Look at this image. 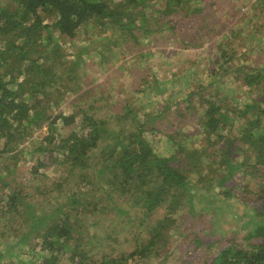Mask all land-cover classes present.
Masks as SVG:
<instances>
[{"label":"trees","instance_id":"obj_1","mask_svg":"<svg viewBox=\"0 0 264 264\" xmlns=\"http://www.w3.org/2000/svg\"><path fill=\"white\" fill-rule=\"evenodd\" d=\"M149 3L150 0L0 1V225L9 228L18 246L33 255L26 260L16 254L12 262L5 263L0 254V264H145L164 250L165 239L170 238L167 232L172 227V215L185 206L194 211L196 201H206L207 207L218 208L224 215L233 214L230 221L242 220L246 232L245 244L233 241L205 264H264V70L247 61L234 64V48H218L221 56L211 61L208 70L210 85L201 90L198 87L187 96L186 101L193 106L187 111L198 112L194 137L202 132L204 147L185 145L194 138L188 135L178 142L175 136L183 129H172L174 123H164L166 109L156 115L145 114L142 120L136 108L126 104L124 114L112 119L127 122L128 113L130 121L115 130L108 126L110 121L90 115L93 106L71 114L52 111L82 88V75L78 73L84 66L81 57L86 49L75 46L80 54L74 60L65 50L68 45L74 46L83 27L90 25L111 33L102 42L104 46L130 48H143L145 40L165 30L166 41L178 37L180 47L188 49L196 44L186 42V33H191L190 40L200 43L215 31L208 18L200 26L199 16L205 10L201 0H163L153 11ZM258 3L252 9L264 10V0ZM256 17L257 14L250 17L249 22ZM260 17L264 22V16ZM199 27L205 29L203 34ZM256 28L264 30V24ZM101 57V63L109 59L104 53ZM228 76L239 87L231 93L234 96L222 90L223 79ZM211 87L215 89L207 94ZM238 92L245 95L244 102ZM59 123L63 128L76 126V130L59 134ZM235 123L240 128L237 136L230 138ZM45 124L48 136L31 153L39 154L32 172L40 174L41 169L54 167L66 176H61L54 192L47 187L39 190L48 203L40 213L33 203L37 195L30 198L21 185L13 187L11 183L19 179L17 168L23 157L20 145ZM147 132L153 138L163 135L175 152L167 157L157 154ZM44 142H48L47 146ZM55 194L65 201L52 202ZM253 198L259 200L258 206L248 209ZM161 208L165 210L164 217L154 220ZM133 210L136 211L132 213ZM114 213L124 220L112 232L111 242H119L124 230L132 231L134 226L141 233L136 235L130 253L113 250L95 259L89 246L104 249L105 253L108 249L104 241L96 243L93 236L84 235L86 222L95 219L92 225L97 227L101 221L96 219ZM17 214L25 218H16ZM18 219L24 221L16 224ZM13 224L19 227L11 228ZM22 227L25 232L19 234ZM146 230L148 239L143 235ZM116 254L121 255L117 258Z\"/></svg>","mask_w":264,"mask_h":264},{"label":"rangeland","instance_id":"obj_2","mask_svg":"<svg viewBox=\"0 0 264 264\" xmlns=\"http://www.w3.org/2000/svg\"><path fill=\"white\" fill-rule=\"evenodd\" d=\"M0 1L6 2L8 0ZM162 1L150 0L151 3L149 4L153 6L150 10L157 9ZM220 1L201 0L200 6L202 5L205 10L199 16L202 17L200 26L202 27L205 18H208L207 22L212 24L215 31L212 35L200 39V43H197L194 39L190 40L191 33H186L184 35L187 39L186 42L190 41L191 44H196L195 47L188 49L180 47L181 39L178 37L175 40L166 41L164 38L165 30L152 35L149 40H145L143 48L139 45L130 48L128 45L123 47L104 46L102 42H105L107 37L110 38L111 33L101 32L94 26L88 25L80 29L74 46L68 45L65 51L70 54V59L74 60L80 54L75 46L86 49L82 52L81 57L84 60V66L80 68L78 73L82 75V88L78 93L67 96L60 104L59 109L54 108L52 110L55 112L54 114L60 111L64 114H71L77 112L79 108L88 110L90 106H93L94 109L90 110V115L101 120L110 121L108 126L111 127V130H115V128L122 125L126 126L130 121L131 117L128 113H125L127 122L112 119L113 116L124 114L123 107L126 104L136 108L135 111L139 112L142 120H144L145 114L156 115L166 109L164 123H174L176 126L172 129H183L181 130L183 134L178 130L179 133L175 136V139L182 142L184 135L193 138L196 134V126H198L196 115L198 112L187 111V109L193 108L186 101L187 96L198 87L201 90L210 85L211 79L208 70L211 68V61L221 56V51L218 50L221 45L236 50L237 55L234 64L240 62L243 64L244 61H247L248 64L257 66L258 70H264V30L256 28L257 24L258 26L264 24L262 17H260L264 16V10H261L262 7L252 9V6L259 4L258 1L260 0ZM241 9L243 10L241 11ZM256 14L258 17L253 18L255 21L252 20L250 23L249 18ZM199 29V32L203 34L205 29L200 27ZM55 36L58 37L57 34ZM102 53L109 56L108 61L104 62L105 64L100 62ZM142 54L145 55L142 56ZM224 67L227 68L228 65L226 64ZM145 80L148 82L145 83ZM223 80L225 86L222 87V90L225 94L234 96L231 93L239 90L238 85L233 82L231 76L225 77ZM148 83L151 84L150 87H148ZM214 89L215 87L208 88L207 94ZM203 92L204 90L201 91V94ZM198 95L200 94H197L194 99L196 102L199 100ZM238 95L241 96L238 98L242 99V102L246 100L245 95L242 93L238 92ZM239 128L240 124L235 123L234 131L231 130L229 137L237 136ZM57 129L59 134L66 135L72 132L73 129L76 130V126L63 128L62 123H59ZM48 130V124H45L42 129L34 133L31 139L20 145V149L23 150V157L20 166L17 168L19 179L11 183L13 187L21 185V188H24V193L28 192L31 195L30 198L37 195L33 203L38 208L36 211L40 213L46 209L48 203L45 202L47 197L39 195V190L47 187L54 192L56 185L61 183V176H66L63 171H55L54 167L41 169L40 174L32 172L38 165L39 154L34 153L32 155L31 153L48 136ZM197 130L200 132L199 128ZM200 133L201 135L188 140L185 145L192 148L204 147L206 141L203 133ZM146 137L152 142L157 154L167 157L175 152V149L171 148L163 135L153 138L147 132ZM47 143L44 142V145L47 146ZM206 172H208V169H206ZM68 187L64 188L66 192H69ZM87 189L89 190V188ZM2 193L0 192V196ZM5 193H7V190H5ZM21 196L28 201L25 194ZM56 196V194L52 196V202L62 203L65 201ZM252 202L254 203L247 206L248 209H253L252 205L258 206L259 200L253 198ZM128 203L130 202L126 204ZM207 204L206 201H196L194 211L185 206L177 214L172 215V227L167 232V236L170 238L165 239L167 243L164 250L145 264H205L206 261H210L233 241L240 245L245 244L246 232L242 229L243 221H230L233 214L231 217L224 215L218 212V208L207 207ZM53 205L56 206L57 204ZM134 211L136 210H133L132 213ZM22 214H17L16 218L24 217ZM164 214L165 210L161 208L153 218L154 220L162 219ZM115 215L114 213L107 217H99L96 220L101 222L97 227L92 225L95 219L89 218V221L86 222L84 235L93 236L96 243L104 241L102 244L108 249L105 253L104 249L89 246L88 250H91L95 259L100 257L102 253L110 255L113 250L130 253L132 251L131 247L135 245L136 235L141 233V230H137L138 227L134 226L132 231L130 228L124 230L119 242H111L112 232L116 228L118 229L124 220L116 218ZM22 221L24 220L18 219L16 224L20 225ZM0 222H3V220L0 219ZM19 225L13 224L11 228H18ZM24 230L22 227L19 234L24 233ZM2 232H4L3 236L1 235ZM10 233L9 228L0 225V254L4 256L3 261L5 263L12 262L11 260L15 258L16 254H20L21 258L26 260L32 258L33 255L27 250H22L18 246L19 242L12 237L13 233ZM148 233L146 230L143 234L146 239L150 237ZM119 255L121 254H116L117 258ZM16 264H19V261Z\"/></svg>","mask_w":264,"mask_h":264}]
</instances>
